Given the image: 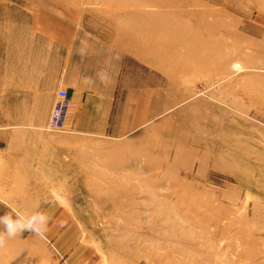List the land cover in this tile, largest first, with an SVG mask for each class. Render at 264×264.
I'll use <instances>...</instances> for the list:
<instances>
[{
  "label": "rangeland",
  "instance_id": "1",
  "mask_svg": "<svg viewBox=\"0 0 264 264\" xmlns=\"http://www.w3.org/2000/svg\"><path fill=\"white\" fill-rule=\"evenodd\" d=\"M19 4L149 30L133 48L155 115L117 140L56 132L49 164L0 166V216L50 217L0 264H264V0H0V29Z\"/></svg>",
  "mask_w": 264,
  "mask_h": 264
},
{
  "label": "crops",
  "instance_id": "2",
  "mask_svg": "<svg viewBox=\"0 0 264 264\" xmlns=\"http://www.w3.org/2000/svg\"><path fill=\"white\" fill-rule=\"evenodd\" d=\"M17 6L0 29V166L49 164L56 133L46 125L59 90L73 142L121 139L154 118L155 68L133 48L137 37L147 46L149 30L134 36L96 28L82 12Z\"/></svg>",
  "mask_w": 264,
  "mask_h": 264
},
{
  "label": "clouds",
  "instance_id": "3",
  "mask_svg": "<svg viewBox=\"0 0 264 264\" xmlns=\"http://www.w3.org/2000/svg\"><path fill=\"white\" fill-rule=\"evenodd\" d=\"M5 206L9 211L0 216V225L3 226L0 231V249L6 246L8 240L21 236L25 231L37 236H43L47 232L50 217L46 212H27L9 203H5Z\"/></svg>",
  "mask_w": 264,
  "mask_h": 264
},
{
  "label": "built area",
  "instance_id": "4",
  "mask_svg": "<svg viewBox=\"0 0 264 264\" xmlns=\"http://www.w3.org/2000/svg\"><path fill=\"white\" fill-rule=\"evenodd\" d=\"M69 107L67 93L59 90L49 114L46 129L50 132H65L66 116Z\"/></svg>",
  "mask_w": 264,
  "mask_h": 264
}]
</instances>
